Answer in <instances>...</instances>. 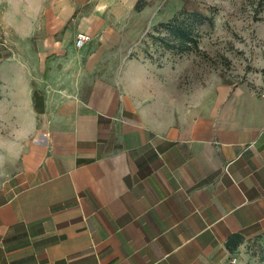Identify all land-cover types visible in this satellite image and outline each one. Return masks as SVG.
<instances>
[{"label": "crops", "instance_id": "1", "mask_svg": "<svg viewBox=\"0 0 264 264\" xmlns=\"http://www.w3.org/2000/svg\"><path fill=\"white\" fill-rule=\"evenodd\" d=\"M158 1L58 0L8 36L0 264H228L264 234V81L134 53Z\"/></svg>", "mask_w": 264, "mask_h": 264}, {"label": "rangeland", "instance_id": "2", "mask_svg": "<svg viewBox=\"0 0 264 264\" xmlns=\"http://www.w3.org/2000/svg\"><path fill=\"white\" fill-rule=\"evenodd\" d=\"M57 1L0 0V50L13 45L8 36L20 28L33 29L35 14L47 16ZM151 8L141 39L131 44L142 49L134 53L179 65L188 87L209 73L230 81H264V0H159ZM176 16L192 23L199 48L169 49L162 44L159 37L170 33L168 24ZM229 260L264 264V234L245 240Z\"/></svg>", "mask_w": 264, "mask_h": 264}, {"label": "trees", "instance_id": "3", "mask_svg": "<svg viewBox=\"0 0 264 264\" xmlns=\"http://www.w3.org/2000/svg\"><path fill=\"white\" fill-rule=\"evenodd\" d=\"M190 14L187 15L189 17ZM179 21L176 25L174 22ZM188 19H180L176 16L173 21L168 24L170 28V33L168 35H163L159 37L162 44L166 48L174 49L179 48L183 50H188L191 48H199V39L193 33L192 23H187ZM245 242V237L241 234H233L229 237L227 241V247L231 252L236 251Z\"/></svg>", "mask_w": 264, "mask_h": 264}, {"label": "built area", "instance_id": "4", "mask_svg": "<svg viewBox=\"0 0 264 264\" xmlns=\"http://www.w3.org/2000/svg\"><path fill=\"white\" fill-rule=\"evenodd\" d=\"M91 40H92V36L90 34L86 32H80L76 36L75 45L81 48L84 45H86L88 42H90ZM256 91L262 98H264V82L262 84L256 85ZM233 261H236V258H234Z\"/></svg>", "mask_w": 264, "mask_h": 264}]
</instances>
